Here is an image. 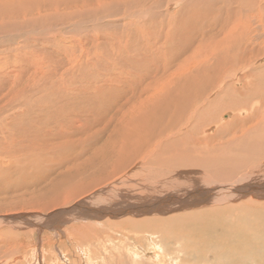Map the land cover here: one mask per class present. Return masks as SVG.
I'll use <instances>...</instances> for the list:
<instances>
[{"label":"rangeland","instance_id":"rangeland-1","mask_svg":"<svg viewBox=\"0 0 264 264\" xmlns=\"http://www.w3.org/2000/svg\"><path fill=\"white\" fill-rule=\"evenodd\" d=\"M130 1L0 0V120L2 119L0 121V126H2L4 123V125H6L8 119H14L12 117H17L15 119H19L26 116L25 122L28 121L27 116L29 113L24 114V116H18L16 115V113L21 112L19 111V100L21 98H29L30 94L23 92L21 96L18 95L17 98H14V84H18L16 86V89H20V91H23V88L24 91H26L27 88H31L38 94L40 92H43L44 95L60 91L64 93V90H67L69 95H74L76 93V90H74L70 85L69 82L71 81H80L84 88L88 86L92 88V85H96L98 83V81H95V78L97 77V70L95 71L94 67H96L97 65L99 66V64L94 61L95 58L99 61L103 60L102 67H104L109 65L110 63H113L115 58L117 57L116 53L121 50L120 60L122 62L124 60L125 65H128L129 67V64L131 63L129 59L130 57L135 58L142 50L145 52H149L152 46L161 47L164 42L162 40H164V35H166V31L168 29H172V33L177 32V26H169L167 21L170 22L172 20V24H174L173 20L177 16H179L177 18L181 17L179 12L182 11L191 0ZM141 1H145L146 3H142ZM198 1L199 0H197L196 2ZM210 1H213L214 3L211 12L218 13L222 20H226L227 16L229 15H232L233 18H237L238 10L240 11L241 9H246L241 16V19L243 21H247V24L246 22H241L243 26L241 28V32L246 36L245 42L242 44V47H256L258 45H264V4H262L264 3V0H259V3L258 0ZM226 1L230 2V5H227ZM203 2L204 1L200 0L199 5L195 2H193V4H195L197 6V9H199L200 5L203 4ZM255 3L258 5V7ZM132 4L135 5L133 6ZM254 5L256 6V8ZM140 7L142 8V10ZM202 7L204 6L201 5V8ZM193 9L194 8L192 7V10ZM233 10H235V12ZM231 25L234 26L235 22H233ZM161 31L163 34L161 33ZM228 32L231 31L227 29L226 36ZM130 33L131 37L134 38V40L129 37ZM82 40L84 42H82ZM57 41L59 45L58 43H56ZM48 42L52 46L49 45ZM183 42L185 43V41ZM128 43H132L133 45ZM84 46H86V49L88 48V50H85ZM76 56L78 57V59L81 58L79 63L83 78L85 76L83 74L86 70V72L90 73V76L87 77L88 79H80L76 68V65L78 63L76 62L74 65L73 60L74 58H77ZM124 56L125 59H122L124 58ZM98 58L102 59L100 60ZM260 58V60L255 61L257 64L253 62L254 64L251 66L252 68L264 65V56L262 55ZM82 64L83 66H81ZM32 66L35 67L33 68ZM50 66L51 68H53L51 69ZM83 68L85 70H82ZM118 68L120 70L121 66L119 65ZM100 69L104 71L109 70L107 68L101 67ZM130 69L133 72L139 73L141 77H143V75L146 76L147 74L142 73L141 71H136L133 63ZM46 70L47 72L51 71V74L47 73ZM102 70H98L100 74L104 73ZM16 73L19 76L16 75ZM12 76H14V78ZM89 77L91 78L89 79ZM30 78L35 79L33 87L27 84ZM120 85L128 94L132 92V89L128 87L123 81L122 84H119V86ZM241 87L242 84L236 86L237 89ZM214 94L216 95L218 94V92H212L210 94V101L215 97ZM127 99H129V97H122L121 102H125ZM114 101H116V99H113L112 102ZM40 107H42V105ZM54 107L55 106L53 105L43 107V109L49 110V112L58 109L57 112L61 113L62 109ZM246 110L247 109H245V112H241L242 115L240 113H236L233 109L230 111L226 110L220 112L219 115L217 114L218 118H216V122L212 125L205 126V128L202 129L203 131L201 135H205L204 137L212 136L213 138L214 134H216V132H218L221 128L228 127L234 122V120H237V116L245 118V120L247 119L246 121L248 122V117L244 114H247L246 112L250 113L251 110ZM194 111L196 110L192 111L193 117L196 115V112ZM116 112L117 111L115 109L108 108V111L105 115L113 113L111 115V117H113ZM72 114L73 116H71L70 118H73L75 115L73 111ZM123 114L124 113H122L119 118L122 117ZM226 114H229L230 117L225 116ZM109 116L110 115H108V117ZM58 118L59 117L52 116L46 118V116L41 115L37 118V120L41 121H39V123L42 127L44 126L45 128H47L50 126L48 128L49 131L51 128H53V131L54 129H56L55 131L59 130L60 132V128L57 129L58 126L52 127V125H54V121H63L62 118ZM119 118L115 120V123H118ZM250 119L251 121L253 120L252 118H249V120ZM259 119L261 121L260 117ZM216 125L218 127L220 125V129ZM263 125L264 124H262V126ZM211 126L213 127V129ZM44 127L42 129H45ZM98 127L99 126L97 125L94 129H91V131H94L96 129L94 131L95 133L92 131V137H96L97 140H94L91 136V138L89 137L90 140L88 137H83V135L85 136V133L87 132L91 135L90 129L79 131L80 133L84 131L83 135H81L82 133L80 134L83 139L88 138L86 147L93 146V144L91 146H88L91 140H94L95 144L97 142H103L107 134L109 133V127L101 126L99 129H97ZM186 129L187 125L183 127L181 126L178 129L179 131H177L179 132V134H183L184 132H186ZM253 130L254 132L249 131L247 137L251 136L253 142H255L256 144L247 145V148H240V152L236 151L237 149L232 146L226 147V155H228V152L230 156H234L232 157L230 165H236L239 168V171H237V173H235L234 175V180L231 179L227 182H222L221 180L218 181L216 178L212 177V173L204 169L202 165H199L196 160L190 161L188 167H182L187 168L185 171H183L186 172V175L180 177V175L172 174L178 168H172L170 165L169 167L168 165H162L159 163L158 164L160 166H158V164H154L151 157H144L143 159L140 158L137 161L134 160L135 162L133 161V163L130 164L124 171L119 173V175L113 177V175L109 176V174L114 169V163L116 160H118V157H113L107 163H104L103 159H107L108 157H101V159L95 161L94 163L102 161L107 166V168L104 171L95 170L93 174L95 175V177H99L101 179H105V181H108H106L104 185L101 184L94 189L91 188L85 194L67 200L59 205L44 204L38 199H35L34 204L30 205V207L24 206V201H26L29 197L31 198V196H29L27 192L23 190L19 191L16 182L19 181L18 177H20V174L18 173L21 172V170H17L16 165L14 164H16L17 161H23L25 157H23V159L22 157H18L19 159L17 158V161H13L14 159L9 157H0V264H264V251L254 254L253 252H246L245 248H247L249 244L245 245V248L244 246H242L245 243V241L242 239L243 233H239V237H237L238 230L247 233V225L249 223L251 224L256 222L259 228L261 224V216L264 215V127L259 128L258 130ZM96 132L102 134H98V137ZM250 132L254 133V135ZM88 133L86 136H88ZM0 137H2L1 134ZM64 137L65 136L59 138L61 139V142H64V140L66 139H63ZM227 138L228 137L226 136V139ZM77 140L78 138H75V141ZM236 142L237 141H235L234 143ZM77 147L75 148L79 150L80 147ZM60 158L63 157H55V159L52 157V165L55 166L53 167L51 165L49 169L55 172L53 173L51 170L46 169L44 171L45 175L46 173H48L52 176V178H55L56 176V178H58V176L63 171H66L64 170L65 168H62L63 165L58 162ZM179 158L180 157H165L164 159L168 161H175L174 163H177V160ZM10 162H12L13 165ZM182 162L177 164H181ZM9 164L10 166L14 167H12L14 170L9 166ZM8 167H10L11 169L9 170ZM55 167L60 168L57 169ZM259 167H262L261 170H258ZM242 168L243 170H240ZM107 170H109L110 172ZM14 171L16 173H14ZM48 171L51 173H49ZM197 172H199L200 174L203 172L205 173V175L207 174L205 178L206 181L210 182V184L212 182L224 183V185L222 186H220L221 184H216L215 186H213L215 188L212 187L210 191L211 193L212 191H214V193L216 194L214 195L212 193L215 196H212L214 200L217 198L219 201L220 199L224 198L226 199V201H221V203H218L215 202L217 200L216 199L215 201L213 200L211 204L210 202H207L208 200L206 197L204 199L202 197V201L197 199L199 202H195V200L190 204L182 201L183 196L180 195L183 194H186L184 195V199H186L187 196H190V200L194 199V197L190 195L192 193L189 192L191 188L187 185L193 186V184L196 182V176L193 173ZM15 174L18 179L15 178ZM98 174L103 176L100 177L98 176ZM5 176L7 177L5 178ZM2 177L6 180H1ZM42 177L43 176H41V178ZM111 177L113 178L110 179ZM39 178L40 176L38 177V180ZM247 179L249 182L254 183L257 186L252 184L251 186H246L244 189H241L242 192L247 191L250 194L246 195L245 193H236L234 191V188H237V186L243 187L248 184L246 183ZM173 180H179L180 186L178 188H173V186L167 185L168 182L171 183V181ZM256 181H258L259 183ZM5 182L9 183L6 184ZM120 182H122L123 184L127 183V186L124 185L123 190L120 189ZM225 183H228L229 185ZM157 185L163 186V190L167 191V193L168 191H174L175 194L180 197L179 202H170L171 204L168 202H164V204L166 203L165 206L162 204L160 207L159 200H161V197L165 194L162 192L161 194H159L160 192H158L159 188L157 190ZM3 186L5 189L3 188ZM11 186L13 187L11 188ZM148 186H153L154 189V192L152 193V195L154 194V196L150 198L151 203H153L152 207L154 210L148 211L145 209H140L135 214L133 212H124L128 208L135 209V206H137V204L144 199H146L144 200L145 202H142L141 204L149 208L148 206H146L149 200L147 197L151 196V194L149 193L150 191L148 192L147 189ZM254 186H260L261 188L259 187L258 189L253 190L255 188ZM111 190L118 191V193H120L115 194L117 199L115 198V196L113 200L107 198V195ZM143 190H147L146 193H143ZM36 191L37 189L34 188V193ZM176 191H183L184 193L181 192L178 194V192ZM100 194L102 195L100 196ZM132 194L133 196H131ZM224 196H227V198H225ZM212 197L211 199H213ZM251 198L254 200L256 199V201H254L255 203H253V201L249 203V200H251ZM91 200L94 202L95 200H104L106 205L111 207V210L106 211L103 215H99L93 211L90 212L87 216H85L87 213L81 215V212L87 211L86 207H88V205L92 206L93 203ZM106 200L111 201L108 202ZM112 202H114L116 205H114V203ZM155 203L162 209L157 207ZM246 206L249 208L251 207L254 211L250 214L246 213L248 212L244 208ZM92 207L94 209L97 208L95 206ZM235 208L237 210H235ZM214 209L218 210V212ZM207 210L209 212L208 217L203 214V212ZM241 210H244L242 211L244 214L241 212ZM175 211H177L178 213ZM211 211H216L212 214L213 216H210ZM192 212L194 214L199 213L201 215V217L199 214L197 215L199 218H205L204 220H206L210 224L213 223L212 225L214 227L210 228L206 233V230L199 231H203L205 233V236L207 233V235H210L212 234V232H214L216 234L215 243L207 241V236L205 237L204 235L202 237L189 235L190 233H192L191 231H194V229L197 230L198 228L183 229L182 231L178 232V235H173L171 233V227L167 226L169 224V221L167 220L170 219V216L173 215L179 218H184L187 216V214H193ZM244 215L246 216L244 217ZM202 216L204 218H202ZM214 216L215 218L213 219ZM157 217L163 218L162 220H159L160 222L166 221V223L163 224L166 227H163L161 230H153L152 228L141 226V223H143L144 221L148 219L152 220L150 218L154 219ZM127 220L130 221L128 222ZM126 221L129 224L125 225V228L129 231L128 234L126 233V231L122 230L123 227H119V225L123 224V222L126 223ZM238 221L239 223H237ZM250 235L252 238L255 237V235L253 234ZM227 244L234 246V248L224 247V245ZM240 246L242 247L240 248ZM235 247H238L243 252L238 251ZM259 249H262L261 242ZM156 256L157 258H159V261L158 259L156 260Z\"/></svg>","mask_w":264,"mask_h":264},{"label":"bare ground","instance_id":"bare-ground-1","mask_svg":"<svg viewBox=\"0 0 264 264\" xmlns=\"http://www.w3.org/2000/svg\"><path fill=\"white\" fill-rule=\"evenodd\" d=\"M192 1L199 5L200 0L198 2H196L197 0H191L188 3V5L182 11L179 12L181 17L177 18L179 17L177 16L173 20L174 24H172V20L170 22L167 21L169 26L170 25L177 26L176 27L177 32L172 33V29H168L166 31V35H164V40H162L164 42L161 47L152 46L149 52H145L142 50L139 52L137 56L135 55L136 56L135 58L130 57L129 59L131 63L129 64V67L128 65L127 66L125 65L124 60L123 62L120 60L121 50L116 53L117 57L115 58L114 62L104 67H102L103 64L102 63L103 60H101L102 58L101 59L98 58L101 61L96 60L95 58L94 61L97 62L101 68H107L109 70H106L107 71L106 72L100 69L98 65L94 67L95 71L97 70L96 71L97 77L95 78V81H98V83L96 85H92V88L90 86L88 87L85 86L86 88H84V86L80 83V81H71L69 82L70 85L74 90H76V93L74 95L72 96L69 95L67 90H64V93L60 91V92H52L51 94L44 95L43 92H40L38 94L36 91H33L31 88H27L26 91H24L23 88V91H20V89H16V86L18 84L17 85L14 84V88H15L13 94L14 98H17L18 95L21 96L23 92L30 94L29 98H21L19 100L18 105L20 106L19 111L21 112L16 113V115L18 116H24V114L29 113L27 116L28 121L26 120L27 122H25L26 116L19 119H15L17 117H12L14 119H8L6 125H4L5 124L4 123L2 126H0V134L2 135V137H0V157L3 158L9 157L14 159L13 161H17L19 159L18 157H22V159L23 157H25L23 161H19V162L17 161V163L14 162L16 163L14 165H16L17 170H21V172L18 173L20 174V177H18L19 179L16 177L15 174V178L19 180L17 181L18 183L16 182L19 191L23 190L27 192L29 196H31V198L29 197L26 201H24L23 203L24 206L30 207V205L34 204L35 199H38L40 202L44 204L59 205L67 200L85 194L91 188L94 189L100 186L101 184L104 185L105 182L108 180L105 181V179L95 177L93 172L95 170L104 171L107 168V166L104 163H107L113 157H118L117 158L118 160H116L114 163V169L109 174V176L113 175V177L119 175V173L124 171L130 164L133 163L134 160L137 161L140 158L143 159L144 157H151L154 164L159 163L162 165L163 164L168 166L170 165L172 168H178L172 174L180 175V177L186 175L185 174L186 172L183 171H185L187 168H182V167H188L190 161L196 160V162L199 165H202L204 169L212 173L213 174L212 177L216 178L218 181L221 180L222 182L223 181L227 182L230 181L231 179L234 180L233 179L234 175L235 173H237V171H239V168L236 165L233 166L230 165L232 157L234 156H230L228 152H227L228 155H226V147L232 146L237 149L236 151L240 152V148L243 147L247 148V145L256 144L255 142H253L251 136L247 137V135L249 134V131L254 132L253 129L258 130L259 128L264 127V125L262 126V124H264V116H263L264 115L263 114L264 113V65L253 68L251 67L254 64L253 62L260 60L261 59L260 57L262 55L264 56V45H258L256 47H252V46L242 47V44L245 42L246 36L244 33L241 32L242 30L241 28L243 27L241 22H246L247 24V21H243L241 19V16L246 9H241L240 11L238 10L237 18H233L232 15H229L227 16L226 20H222L218 13L211 12L212 6L214 5L213 1L202 0L204 2L201 5L204 7L201 8L200 5L199 9H197V6L193 4ZM142 3H146V2L144 1ZM226 4L230 5V2L226 1ZM256 6L258 7L257 4ZM192 7L194 8L193 10ZM233 11L235 12V10ZM233 22H235L234 26L231 25ZM227 29H229L231 32H228L226 36ZM129 37H131V33ZM132 39L134 40V38ZM183 41H185V43ZM82 42L84 41L82 40ZM56 43H58V41ZM128 44L133 45L132 43H128ZM84 48L85 50H88V48L86 49V46H84ZM122 59H125V56ZM73 60H74V65L76 62L78 63L76 65V68L80 79H84V78L88 79L87 77L90 76L89 75L90 73L86 72L87 71L86 70L85 73L83 74L85 75L83 78L82 73L80 71L79 62L81 58L78 59L77 57L74 58ZM132 63L134 64L136 71L147 73L146 76L143 75V77H141L139 73L133 72L130 69ZM119 65L121 66L120 70L118 68ZM81 66H83V64ZM32 67L34 68L35 66ZM82 70L85 69L83 68ZM98 70H102L104 73L100 74ZM16 75L18 74L16 73ZM12 77L14 78V76ZM90 78L91 77H89V79ZM122 81L132 89V92L130 94H128L121 85L119 86V84H122ZM29 82L27 84L33 87L35 83V79L30 78ZM239 84H242V87L237 89L236 86H238ZM212 92L214 93L218 92V94L216 95L214 94L215 97L210 101L209 98ZM122 97H129V99H127L125 102H121ZM113 99H116V101L112 102ZM41 105L42 107H40ZM53 105L55 106L54 108L62 109L61 113L57 112L58 109L52 112L43 109V107H48ZM108 108H112L117 111L115 115H113V117H111L113 113L108 114L110 115L109 117L108 115H105L108 111ZM232 109L235 110L236 113H240L241 115H242L241 112H245V109L249 111L251 110L250 113L246 112L248 115L244 114L248 117V122L246 121L247 119L245 120V118H241L240 116H237V120H234V122L228 127L222 126L223 128L220 129V125L219 127L216 125L220 130L218 129L219 131L216 132V134H214L213 138L212 136L204 137L205 136L204 134H203L204 136L201 135L203 131L202 129L205 128V126L212 125L213 123L216 122V118H218L217 114L219 115L220 112L226 110L230 111ZM193 110H196L194 111L196 112L195 113L196 115L194 117L192 115ZM72 111L75 113L74 115L75 118L73 117L74 119L70 118L71 116H73ZM122 113L124 114L122 115V117L119 118V116ZM41 115L46 116V118L50 116L59 117L58 119L62 118L63 121L56 120V122L55 121L53 122L54 125H52V127L58 126L57 129L60 128V132L59 130L55 131L56 129H54L53 131V128H51L52 131L50 129L51 131L50 132L48 129L50 126L47 128L43 126L45 129H42L43 127L40 126L39 123L40 120L39 121L37 120V118ZM225 116L230 117L229 114H226ZM259 117L261 118V121ZM118 118L119 121L118 123L116 122L117 123L116 124L115 120H117ZM249 118H252L253 120L251 121V119L249 120ZM97 125L99 126L97 129H99L101 126L104 127L107 126L109 127L110 130L103 142L99 143L96 141L97 143L95 144L94 140L96 139V137L93 138L92 134L96 129L94 131L92 130L93 132L91 131V129H94ZM186 125H187L186 132H184L183 134H179L178 129L181 126L183 127ZM85 129L88 130L90 129L91 135L90 133L87 132L88 136H86L87 133H85L84 136L83 135L84 131L81 132L82 134L79 132ZM80 134L83 135V137H88V138L91 136L94 140H91L88 146H91L92 144L93 146L86 147V142L88 138L83 139ZM96 134L98 135L102 133L96 132ZM251 134L254 135V133ZM63 136H65L63 139L66 138L65 139L66 141L64 140V142H61L60 141L61 139L59 138ZM226 136L228 137L227 139ZM73 137H75L76 139L78 138V140L75 141V138ZM71 138H73L74 140ZM235 141L237 142L234 143ZM77 146L80 147L79 150L77 149L78 148ZM52 157L54 159L55 157H63L60 158L58 162L61 163V165H63L62 168H65L64 170L66 171L62 170L63 172L58 176V178H56L57 176L55 178H52L50 174L46 173L45 175L44 172L46 169H49L53 164ZM101 157H108V158L103 159L104 163L102 161L98 163H94L95 161L101 159ZM165 157H180L177 160V163H180L182 161L184 162H182L181 164H177L174 163L175 161L165 160L164 159ZM201 157H205V158H201ZM10 163L12 164V162ZM159 164L158 166H160ZM52 166L54 167L55 165ZM10 167L12 168L13 166ZM10 167H8L9 170L11 169ZM60 167H55V168L58 169ZM261 168L262 167H259L258 170H261ZM240 170H243V168ZM51 171L53 173L55 172L53 170ZM16 172L14 171V173ZM193 174H195L196 176L195 179L196 182L193 184V186L187 184L186 185L191 188L189 192L192 193L190 195L194 197V199L190 200L189 199L190 196H187V198L184 199V195L186 194H183L180 195L183 196L184 200L182 199V201H185L186 203L190 204L195 200H196L195 202H199L197 199L202 201L201 198L203 197L204 199L206 197L208 201L206 199L205 200L212 204L214 200L213 197H215L214 195L216 194L214 193V191H212V193L214 194L213 195L210 189L216 184H221L220 186H222L224 185V183L212 182L210 184L209 181H206L205 177L207 174L205 175L204 172L201 174L199 172ZM39 176L40 178L41 176L43 177L41 179L39 178L38 180ZM98 176L102 177L103 175L98 174ZM6 177L7 176H5V178ZM49 177H51L52 179ZM113 177H111L110 179H112ZM2 179L3 177L1 178V180ZM4 180L6 179H3V181ZM246 181H247L246 183L248 184L245 183L246 185L243 187L237 186V188H234V191L236 193L238 192L243 194L245 193L246 195L250 194L247 191L245 192L241 191V189H244L246 186H251L252 184H254L249 182L248 179ZM9 182H5V183L7 184ZM126 184L127 183L123 184L122 182H120L119 184L121 187L120 189L123 190L124 185L127 186ZM167 185H171L173 186V188L174 187L178 188L180 186V183L179 180H173L171 181V183L168 182ZM12 187L13 186H11V188ZM259 187H255L253 190L258 189ZM34 188L37 189L35 193H34ZM158 188H159L158 192H160L159 194H161V192L165 194L164 196L161 197V200H159L160 207L162 204L165 206L166 203L164 204V202H168V203L179 202L180 197L176 195L173 190H172L173 192L168 191L167 193V191L163 190V186L157 185V190ZM147 189L148 192L150 191L149 193L151 194V196L149 197L145 196L149 199V200L147 199L148 204L145 205L148 206L149 208L141 204L142 202H145L144 200L146 199H144L143 201L138 203L137 206H135V209L128 208L124 212L126 213L133 212L135 214L140 209L153 211L154 210L152 207L153 203H151L150 198L154 196V194L152 195L154 189L153 186L151 187L148 186ZM146 191L143 190V193H146ZM181 192L184 193L183 191H179L178 194ZM116 193L120 194L118 193V191L111 190L108 193V195L107 194L105 195H107L108 199L113 200ZM101 195L102 194H100V196ZM131 196H133V194ZM211 197L213 199H211ZM224 197L227 198V196ZM106 201L110 202L111 200H106ZM221 201H226V199L222 198L219 201L217 199L215 202L221 203ZM249 201H250L249 203H251V201L255 203L254 201H256V199L254 200L251 198V200ZM92 203H91L92 206H95L97 208L94 209L90 205H88V207L85 206L87 211L81 212V215L87 213L85 215L87 216L92 211L96 212L99 215H103L106 211L111 210V207L106 205L104 200L102 201L95 200V202L92 201ZM157 204L155 203V205L159 207ZM114 205L116 204L114 203ZM244 208L248 211L246 213L249 214L254 211L252 210L251 207L249 208L246 206ZM235 210L237 209L235 208ZM216 211L218 212V210ZM216 211H211L210 216ZM242 211L244 210H241V212ZM198 214L199 213L197 214L193 213L191 215L187 214V216L184 218H179L177 216L171 215L170 219L167 220L169 221V224L167 226L171 227V233L173 235H178L179 231H182L183 229L186 228H198L197 230L194 229V231L190 230L194 234L189 232L190 233L189 235L202 237L207 231H209L210 228H213L214 226L212 225L213 223L210 224L209 222L204 220L205 218L203 216L202 218L204 219L199 218L197 216ZM203 214L206 217H208L209 216L208 210L204 211ZM245 216L246 215H244V217ZM214 218L215 216L213 217V219ZM150 219L152 220L148 219L143 223H141V226L152 228L153 230H161L163 227H166L163 225L166 223V221H161V222L159 221L163 219L162 217H157L154 219L150 218ZM127 221L126 223L123 222V224L119 225V227H123L122 230L126 231V233L128 234L129 231L125 228V225H129L128 222L130 220L128 222ZM237 223H239V221ZM199 230H206V231L204 233L203 231H199ZM239 233H243L242 239L245 241V243L242 246H244L245 248V245L249 244L248 247L245 248L246 252H253L254 254L264 251V215L261 216V224L259 228L256 222L251 224L249 223L247 225V233L238 230L237 237H239ZM207 234H206L207 241L215 243L216 234L214 232H212V234L210 235ZM250 234L255 235V237L252 238ZM260 242L262 243V249H259ZM242 246H240V248ZM224 247L234 248V246H231L229 244L224 245ZM235 248H237L238 251L243 252L238 247ZM157 259L159 261V258H157L156 256V260Z\"/></svg>","mask_w":264,"mask_h":264}]
</instances>
